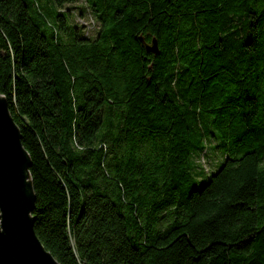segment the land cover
Instances as JSON below:
<instances>
[{
	"label": "trees",
	"instance_id": "obj_1",
	"mask_svg": "<svg viewBox=\"0 0 264 264\" xmlns=\"http://www.w3.org/2000/svg\"><path fill=\"white\" fill-rule=\"evenodd\" d=\"M76 1L0 0L39 240L61 264H264V0Z\"/></svg>",
	"mask_w": 264,
	"mask_h": 264
},
{
	"label": "water",
	"instance_id": "obj_2",
	"mask_svg": "<svg viewBox=\"0 0 264 264\" xmlns=\"http://www.w3.org/2000/svg\"><path fill=\"white\" fill-rule=\"evenodd\" d=\"M144 46L155 50L154 36ZM29 163L18 125L0 93V264H61L32 226L34 191Z\"/></svg>",
	"mask_w": 264,
	"mask_h": 264
},
{
	"label": "rangeland",
	"instance_id": "obj_3",
	"mask_svg": "<svg viewBox=\"0 0 264 264\" xmlns=\"http://www.w3.org/2000/svg\"><path fill=\"white\" fill-rule=\"evenodd\" d=\"M80 1L81 0H77L75 3H68L67 5L71 6V8H74L76 12H78V10L81 9L80 4L83 5L82 1ZM94 27L95 23L89 32H92ZM220 158L221 152L217 148L206 146V149L196 158V162L199 163L205 171H210L215 167Z\"/></svg>",
	"mask_w": 264,
	"mask_h": 264
},
{
	"label": "built area",
	"instance_id": "obj_4",
	"mask_svg": "<svg viewBox=\"0 0 264 264\" xmlns=\"http://www.w3.org/2000/svg\"><path fill=\"white\" fill-rule=\"evenodd\" d=\"M77 19L83 25L84 32H86V33H88L94 25V20L87 10L85 11V16H82V17L77 16Z\"/></svg>",
	"mask_w": 264,
	"mask_h": 264
}]
</instances>
